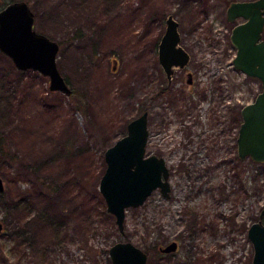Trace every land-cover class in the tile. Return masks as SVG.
<instances>
[{
  "label": "rangeland",
  "instance_id": "obj_1",
  "mask_svg": "<svg viewBox=\"0 0 264 264\" xmlns=\"http://www.w3.org/2000/svg\"><path fill=\"white\" fill-rule=\"evenodd\" d=\"M25 1L35 30L60 43L73 92L50 91L48 77L0 52V264H112L119 241L142 247L148 264H252L264 163L241 160L237 136L261 82L232 64L235 0ZM169 15L195 81L178 70L170 95L153 98L167 86L158 44ZM145 110L147 155L166 159L172 197L157 189L128 208L121 233L99 190L105 151ZM172 240L178 251L160 252Z\"/></svg>",
  "mask_w": 264,
  "mask_h": 264
},
{
  "label": "water",
  "instance_id": "obj_2",
  "mask_svg": "<svg viewBox=\"0 0 264 264\" xmlns=\"http://www.w3.org/2000/svg\"><path fill=\"white\" fill-rule=\"evenodd\" d=\"M227 18L235 23L230 36L236 49L233 67L261 82V91L240 110L238 157L264 163V0L232 1L227 8ZM238 19L243 21L236 23ZM34 21L35 13L25 0L12 1L1 8L0 52L19 70H33L48 77L50 91L71 95L73 90L58 65L60 43L37 32ZM178 27L179 22L169 15L159 44V62L169 78L174 69H184L190 61V54L180 44ZM148 137L146 111L132 119L126 135L105 151L107 166L99 190L121 233L125 231L128 208L143 205L157 189L164 197H170L169 168L164 157L147 155ZM4 190V180L0 176V192ZM3 231L4 223L0 220V233ZM247 236L254 250L252 264H264V208L259 220L249 226ZM177 249V241L159 247L162 253ZM109 256L112 264H148L149 258L142 247L131 241L114 243Z\"/></svg>",
  "mask_w": 264,
  "mask_h": 264
},
{
  "label": "flooded vegetation",
  "instance_id": "obj_3",
  "mask_svg": "<svg viewBox=\"0 0 264 264\" xmlns=\"http://www.w3.org/2000/svg\"><path fill=\"white\" fill-rule=\"evenodd\" d=\"M236 1V0H235ZM232 2V1H231ZM230 4V3H229ZM175 18V17H174ZM178 21V20H177ZM243 20H241V19H238L237 20V23L238 22H242ZM179 22V21H178ZM180 26V25H179ZM166 28H167V19H166ZM178 30H179V27H178ZM165 32H166V29H165ZM165 32H164V34H165ZM179 33H180V36H181V32H180V30H179ZM163 34V35H164ZM163 35H162V37H163ZM162 37H161V39H162ZM181 40H182V38H181ZM160 42H161V40H160ZM160 42H159V44H160ZM159 44H158V51H159ZM180 44H181V41H180ZM182 45V44H181ZM183 46V45H182ZM187 51V50H186ZM188 52V51H187ZM189 53V52H188ZM190 54V53H189ZM190 60H191V55H190ZM158 61H159V53H158ZM189 63H190V61H189ZM159 64H160V62H159ZM189 65V64H188ZM188 65H187V67H188ZM160 69H161V71H162V73L165 75V77H166V85L167 86H165V87H161L160 88V90L158 91V93H157V95L156 96H153V98H156V97H158V96H162V95H170V93H171V89H172V87H173V84H174V81H175V79H177V78H179V77H177L176 78V76H177V71L178 70H181L182 72H184L185 73V75H186V79H187V83L189 84V85H192V84H194V73L193 72H191V71H187L186 70V67L184 68V69H174V73H173V75L171 76V78H169L168 76H167V74H166V72H165V70L163 69V67H162V65L160 64ZM149 76H150V74H149ZM148 76V77H149ZM179 76V75H178ZM146 84H147V86H151L152 85V79H151V76L149 77V78H147V80H146ZM158 83L156 82V87H158V85H157ZM150 92H152L151 90H150ZM186 96H188V94H185ZM148 97H150L149 99H150V101L152 100V95L149 93L148 94ZM148 112V130H149V121H150V112H149V110H145L144 112ZM143 113V112H142ZM149 135H150V131H149ZM148 140H149V137H148ZM155 155H157V154H155ZM161 157H163V156H161ZM166 160V159H165ZM167 163V162H166ZM168 166V165H167ZM169 168V167H168ZM169 172H170V168H169ZM169 178H170V175H169ZM170 181V180H169ZM170 185H171V183H170ZM170 197H172V185H171V191H170ZM170 197H168V198H170ZM165 198H167V197H165ZM172 241H177V240H172ZM172 241H170V242H172ZM169 242V243H170ZM178 242V241H177ZM169 243H167V244H169ZM167 244H165V245H163V246H166ZM178 249H179V242H178ZM178 249L176 250V251H173V252H169V253H163V254H170V253H176L177 251H178Z\"/></svg>",
  "mask_w": 264,
  "mask_h": 264
},
{
  "label": "trees",
  "instance_id": "obj_4",
  "mask_svg": "<svg viewBox=\"0 0 264 264\" xmlns=\"http://www.w3.org/2000/svg\"><path fill=\"white\" fill-rule=\"evenodd\" d=\"M67 80V79H66ZM68 82V81H67ZM19 203L15 204L16 206L18 205Z\"/></svg>",
  "mask_w": 264,
  "mask_h": 264
}]
</instances>
